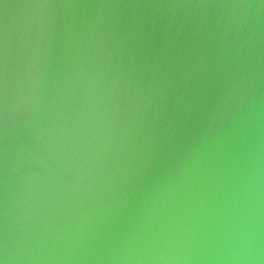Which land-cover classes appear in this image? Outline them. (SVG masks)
Instances as JSON below:
<instances>
[{
    "label": "water",
    "instance_id": "1",
    "mask_svg": "<svg viewBox=\"0 0 264 264\" xmlns=\"http://www.w3.org/2000/svg\"><path fill=\"white\" fill-rule=\"evenodd\" d=\"M0 181L264 243V0H0Z\"/></svg>",
    "mask_w": 264,
    "mask_h": 264
}]
</instances>
